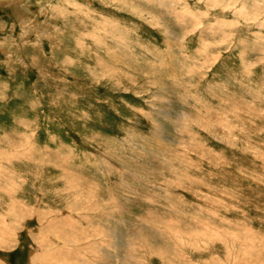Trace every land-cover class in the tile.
<instances>
[{"label":"rangeland","instance_id":"obj_1","mask_svg":"<svg viewBox=\"0 0 264 264\" xmlns=\"http://www.w3.org/2000/svg\"><path fill=\"white\" fill-rule=\"evenodd\" d=\"M227 2L0 7V264H96L106 252L112 264H234L227 252L259 253L264 27Z\"/></svg>","mask_w":264,"mask_h":264},{"label":"bare ground","instance_id":"obj_2","mask_svg":"<svg viewBox=\"0 0 264 264\" xmlns=\"http://www.w3.org/2000/svg\"><path fill=\"white\" fill-rule=\"evenodd\" d=\"M68 1V0H67ZM207 1H209V0H207ZM222 1V3H225L226 1H228V0H221ZM230 1H233V3H231ZM25 2H26V0H0V7H2V6H6V7H9V8H12L13 10H14V12H16V14L19 16V15H22V16H24V8H23V6H24V4H25ZM60 2H62V1H60ZM191 2V1H190ZM22 3V4H21ZM24 3V4H23ZM207 5L209 4V2L208 3H206ZM211 4V3H210ZM212 6H214V4L212 3ZM215 7V6H214ZM224 8H223V10H226V9H228V8H233L234 9V13H232L235 17L237 16V17H240L241 19L243 18L244 19V21H246V22H248V21H252V23H256L257 22V25L259 26V27H264V5H263V7L258 3V2H256L255 3V5H252L251 3L249 4L248 2H237L236 0H229V2H227L226 4H224V6H223ZM64 8V7H63ZM193 8V7H192ZM218 8L219 9H221L219 6H218ZM250 8V9H249ZM195 9V8H194ZM249 9V10H248ZM222 10V9H221ZM231 13V12H230ZM238 20V19H237ZM230 23V22H229ZM231 24V23H230ZM229 24V25H230ZM26 25V24H25ZM29 25V24H28ZM231 25H233V24H231ZM256 26V25H255ZM254 26V27H255ZM27 27H29V26H27ZM36 29L37 28H34V30L32 31V39H33V41H37L38 42V40H39V38L38 37H40L41 38V36H43L42 35V33H40V32H37L36 31ZM34 37V38H33ZM23 46V45H22ZM5 49V48H4ZM8 51V50H7ZM7 53V52H6ZM35 63V62H34ZM261 181V180H260ZM12 205H13V207H14V211L16 212V213H18L19 212V215H20V213L23 215V214H25V216H27V214L29 213L28 211H22L21 210V208L20 207H18V204H17V202L15 203L14 201H13V203H12ZM12 205H9V206H12ZM7 208V207H6ZM19 210V211H18ZM35 210V209H34ZM5 211V210H4ZM3 211V212H4ZM11 211V210H10ZM6 212V211H5ZM34 213H35V211H34ZM3 214V213H2ZM1 214V215H2ZM4 215V214H3ZM5 215H7V214H5ZM15 215H17V214H15ZM25 216H23V217H25ZM41 216V215H40ZM42 217V216H41ZM40 218V217H39ZM45 218V217H44ZM42 220V219H41ZM175 221H177V220H175ZM6 222H7V220H6ZM9 222V221H8ZM52 222V221H51ZM201 222V221H200ZM1 223V222H0ZM10 223V222H9ZM74 223V222H73ZM207 223H209L208 221H207ZM6 224V223H5ZM50 221L48 222V226L50 227ZM202 224V223H201ZM204 224V223H203ZM209 225H210V223H209ZM10 226V225H9ZM203 226V225H202ZM210 226H213L212 224L210 225ZM2 227H4V226H2ZM52 227V226H51ZM190 227H192V226H190ZM4 228H6V227H4ZM48 228V227H47ZM91 228V227H90ZM195 228V227H194ZM216 228V227H215ZM218 228V227H217ZM231 228V227H230ZM2 229V228H1ZM48 229H50V228H48ZM94 229H96L95 227H94ZM185 229H187L186 227H185ZM212 229V228H211ZM214 229V228H213ZM198 230V229H197ZM201 230V229H200ZM13 231V230H12ZM185 231V230H184ZM192 231V230H191ZM202 231V230H201ZM216 230H211V231H209L211 234H210V236H209V238L210 237H212L213 239L214 238H216V239H226V238H223V236L222 235H224V234H222V235H220L219 233H217V232H215ZM226 231V230H225ZM225 231L223 232V233H225ZM170 232L172 233V232H175V231H171V229H170ZM187 232V231H186ZM195 232V231H194ZM194 232H192V233H186L187 235H188V237H189V235H190V238H193V239H195V238H197L198 237V235H197V237H192V236H195V235H193L194 234ZM81 233V234H80ZM79 233V240H81V239H83V238H85L86 237V233L84 232V231H81ZM178 233V232H177ZM200 233V232H199ZM203 233H205V232H203ZM248 233V232H247ZM9 234V233H8ZM12 234V233H11ZM47 234H48V232H47ZM59 234V233H58ZM58 234H56L55 235V237L58 235ZM227 235L229 234V236L228 237H232V234L233 233H229V232H227L226 233ZM250 234V233H249ZM45 235V234H44ZM49 235H50V233H49ZM178 235V234H177ZM251 235H253V234H251ZM46 236V235H45ZM74 236V234H70L68 231H66V236H64L63 238L64 239H66L67 237H68V239H70V241H71V239H72V237ZM200 236H202V235H200ZM203 236H204V234H203ZM221 236H222V238H221ZM226 236V235H225ZM233 237L234 238H236V234H234L233 235ZM6 238H7V235L6 234H4V231L0 234V241H2V242H5V241H7L6 240ZM57 238L58 239H62L61 237H59V236H57ZM257 238V237H256ZM254 239V237H253V240L254 241H252L251 240V243H253L254 245L256 244V240L258 239ZM251 239V238H250ZM181 240V239H180ZM179 240V242H181L183 245L185 244L183 241H184V239H182L181 241ZM74 241V240H73ZM143 241V240H142ZM227 241V240H226ZM7 243V242H6ZM61 243H63V242H61ZM42 244V243H41ZM52 244V243H51ZM54 244V243H53ZM63 244H65V243H63ZM140 244V243H139ZM253 244H252V246H253ZM258 245H260V246H258L259 247V251H257V252H259L257 255H256V253H255V251H254V248H252V249H245V250H243V249H241L242 247H244V246H242L240 249H241V251L240 252H238V253H232L231 251L230 252H227V256L226 257H228L227 259H229L230 261H234L235 263L234 264H255L256 262L255 261H257L258 259H260V257H261V255H262V252H263V249H264V239H262V238H260V240H259V242L257 243ZM131 245H134L133 244V242H131ZM43 246V245H42ZM65 246V245H64ZM225 246H226V244H225ZM228 246V245H227ZM50 247V246H49ZM60 247V246H59ZM246 247V246H245ZM248 247H250V246H248ZM257 247V248H258ZM43 248L44 247H42V250H43ZM46 248V247H45ZM229 249H231V248H229ZM229 249H225V250H228L229 251ZM258 250V249H257ZM45 251H47V250H45ZM50 252V254H52V257L54 256V255H56V257L58 256V254H61V256H63L65 253H67V252H65L64 250H62V248H56V250L53 252V251H49ZM233 252H234V249H233ZM43 253V252H42ZM48 253V252H47ZM253 253H255V254H253ZM45 254V253H44ZM105 255H100V256H96L95 257V260H96V264H99L100 262H105L104 264H112L113 263V261L111 262V260H110V258H109V253L108 252H106V253H104ZM67 255V254H66ZM35 256V255H34ZM39 256V255H38ZM47 256V255H46ZM46 256H45V258H46ZM61 256H59V257H61ZM68 257H71L70 255H67ZM52 257H48V258H50V261H51V259H53ZM55 257V256H54ZM179 257V256H178ZM64 258H66V257H64ZM72 258V257H71ZM76 258V257H75ZM75 258H73V259H71L72 261H69L68 259H67V261L65 260L64 262H62L63 264H90V263H88V262H86L87 260L85 259V260H79V259H75ZM104 259V260H103ZM174 259V258H173ZM172 259V260H173ZM42 260H44L43 258H42ZM49 260V259H48ZM48 260L46 259V261L48 262ZM54 260V259H53ZM171 260V259H170ZM177 260V259H176ZM45 261V260H44ZM57 261V260H56ZM62 261V260H61ZM184 261V260H183ZM228 261V260H227ZM35 262H36V260H35ZM46 262V263H47ZM55 262V261H54ZM174 262H176V261H174ZM259 262V261H258ZM45 263V264H46ZM51 263H52V261H51ZM230 263V262H229ZM43 264H44V262H43ZM48 264H49V262H48ZM53 264V263H52ZM57 264H59V263H57ZM61 264V263H60ZM168 264H174V263H172V262H169Z\"/></svg>","mask_w":264,"mask_h":264}]
</instances>
